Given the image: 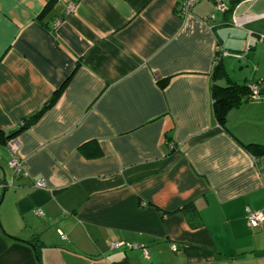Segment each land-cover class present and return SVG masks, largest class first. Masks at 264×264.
Returning a JSON list of instances; mask_svg holds the SVG:
<instances>
[{
    "label": "crops",
    "instance_id": "0c3cea01",
    "mask_svg": "<svg viewBox=\"0 0 264 264\" xmlns=\"http://www.w3.org/2000/svg\"><path fill=\"white\" fill-rule=\"evenodd\" d=\"M182 1L0 0V264H264V0Z\"/></svg>",
    "mask_w": 264,
    "mask_h": 264
},
{
    "label": "built area",
    "instance_id": "2783aa9c",
    "mask_svg": "<svg viewBox=\"0 0 264 264\" xmlns=\"http://www.w3.org/2000/svg\"><path fill=\"white\" fill-rule=\"evenodd\" d=\"M200 1L203 0H183L180 8H179V14L181 16H185L189 14L192 10V8L199 3ZM215 10L218 12H224L227 10L226 4L221 1L217 0L215 2ZM57 24V22H56ZM255 42L254 39H252L250 36L248 37L247 40V47L250 45V43ZM249 94H250V101H257L260 100L262 95L261 93L264 92V82H253L249 84ZM8 149L10 153V159H9V168L12 171L13 177H18L25 172V165L24 162L19 158L18 156V148L17 144L13 141L8 143ZM38 187H44L43 183H38ZM2 185L0 184V189ZM41 213V212H39ZM246 219L248 222V225L252 229H259L261 228L262 224H264V213L262 212H253L250 210H246ZM110 248L111 249H132L136 248L135 245L128 244L125 242H119V241H114L110 243ZM173 252H176V248L172 247L171 248ZM142 254L144 257H148L149 251L147 248L141 247Z\"/></svg>",
    "mask_w": 264,
    "mask_h": 264
},
{
    "label": "trees",
    "instance_id": "16d2710c",
    "mask_svg": "<svg viewBox=\"0 0 264 264\" xmlns=\"http://www.w3.org/2000/svg\"><path fill=\"white\" fill-rule=\"evenodd\" d=\"M218 60V59H217ZM225 77V73L221 68L219 63L216 64L214 74H213V84L211 87V98H212V111L213 116L219 125H223L225 121L226 113L229 109L233 107H238L243 102L250 101L249 94V84L248 85H238L233 82L228 81L226 86H219L217 82ZM256 82H264V80L256 81ZM57 93L53 96L52 101L56 98ZM264 96V92L261 93ZM51 101V102H52ZM37 118L35 116L33 121ZM9 136L7 138L10 139ZM246 149L250 152L260 151L264 153V149H261L259 146L248 145Z\"/></svg>",
    "mask_w": 264,
    "mask_h": 264
},
{
    "label": "rangeland",
    "instance_id": "374dc122",
    "mask_svg": "<svg viewBox=\"0 0 264 264\" xmlns=\"http://www.w3.org/2000/svg\"><path fill=\"white\" fill-rule=\"evenodd\" d=\"M52 261H56V262H57V264H59V262H58L57 260H53V259H52ZM52 261H51V262H52Z\"/></svg>",
    "mask_w": 264,
    "mask_h": 264
},
{
    "label": "water",
    "instance_id": "95a60500",
    "mask_svg": "<svg viewBox=\"0 0 264 264\" xmlns=\"http://www.w3.org/2000/svg\"><path fill=\"white\" fill-rule=\"evenodd\" d=\"M2 195V194H1ZM2 232L4 233V231L2 230Z\"/></svg>",
    "mask_w": 264,
    "mask_h": 264
}]
</instances>
